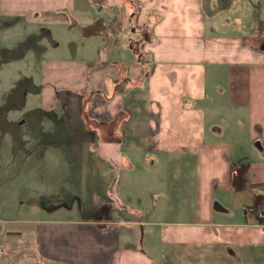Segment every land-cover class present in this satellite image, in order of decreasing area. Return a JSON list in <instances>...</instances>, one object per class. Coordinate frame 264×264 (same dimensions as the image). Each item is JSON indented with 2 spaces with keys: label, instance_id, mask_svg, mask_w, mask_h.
Here are the masks:
<instances>
[{
  "label": "crops",
  "instance_id": "0c3cea01",
  "mask_svg": "<svg viewBox=\"0 0 264 264\" xmlns=\"http://www.w3.org/2000/svg\"><path fill=\"white\" fill-rule=\"evenodd\" d=\"M96 4L0 0L2 30L37 23L38 41L126 20L121 40L82 37L91 55L34 60L51 135L82 129L64 155L81 204L0 219V264H264V0Z\"/></svg>",
  "mask_w": 264,
  "mask_h": 264
},
{
  "label": "rangeland",
  "instance_id": "374dc122",
  "mask_svg": "<svg viewBox=\"0 0 264 264\" xmlns=\"http://www.w3.org/2000/svg\"><path fill=\"white\" fill-rule=\"evenodd\" d=\"M111 2L117 0H96L98 6L96 16L104 14L105 8L110 9ZM100 3L103 4L101 10H99ZM101 23L93 29L86 31L81 29L82 35L76 31H73V34L63 31L61 35L60 30L56 31L57 37L54 36V39H58L60 47L54 54L57 56L93 54L94 50L90 45L96 39L83 41L82 38L91 31L102 32L112 43L122 39V33L126 28V20L122 16L107 14ZM102 26L104 28L101 30ZM2 29L0 27V33H4L5 37L3 47L10 48V52L0 51L2 52L0 54V219L26 216L49 217L53 208H57L53 200L55 202L59 200L61 210L73 208L71 204L75 202L81 204L79 199L77 201L71 199L68 207L69 196L73 197L74 193L76 196L79 191V176H75L72 180V176L67 174L68 167L77 168L80 159L67 158L64 155L66 153L72 155L73 151L77 153L83 149V133L80 127H69L71 139L65 136L66 133L63 134V130L67 128L56 127V130L61 131L60 141L57 140V136L51 135V121L62 115L58 111L43 112L37 104L39 101L36 66L39 63L34 60L41 59L44 53L57 46V42L49 40L50 30H43L47 38L42 37L38 41L35 40L37 36L31 37L40 30L37 23H28L27 27L20 24L6 31ZM26 30L29 31V38L22 42L26 37ZM73 35L80 39L73 38ZM149 163L141 167L139 170L141 175L146 174L144 170L149 167ZM68 181L72 182L70 189Z\"/></svg>",
  "mask_w": 264,
  "mask_h": 264
},
{
  "label": "built area",
  "instance_id": "2783aa9c",
  "mask_svg": "<svg viewBox=\"0 0 264 264\" xmlns=\"http://www.w3.org/2000/svg\"><path fill=\"white\" fill-rule=\"evenodd\" d=\"M259 216L264 220V210L259 212Z\"/></svg>",
  "mask_w": 264,
  "mask_h": 264
}]
</instances>
